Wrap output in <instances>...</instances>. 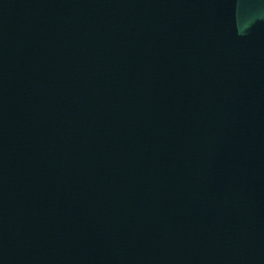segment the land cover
Masks as SVG:
<instances>
[{"label": "water", "instance_id": "95a60500", "mask_svg": "<svg viewBox=\"0 0 264 264\" xmlns=\"http://www.w3.org/2000/svg\"><path fill=\"white\" fill-rule=\"evenodd\" d=\"M0 264H264V0H0Z\"/></svg>", "mask_w": 264, "mask_h": 264}]
</instances>
